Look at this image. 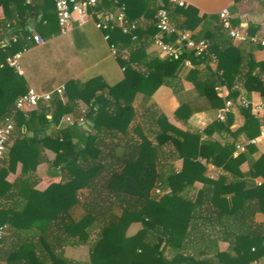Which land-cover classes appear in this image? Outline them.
<instances>
[{
    "label": "trees",
    "instance_id": "trees-1",
    "mask_svg": "<svg viewBox=\"0 0 264 264\" xmlns=\"http://www.w3.org/2000/svg\"><path fill=\"white\" fill-rule=\"evenodd\" d=\"M55 1L33 0L31 4H26L25 0H0L3 12L0 18V61L29 48L32 44L27 39L30 22L42 26L46 20L52 21L53 15L57 20ZM132 1L137 0H120L127 5L128 17L133 20L135 15L131 12ZM109 6L112 7L110 3L104 5L107 9ZM10 34L17 37L16 42L1 47V42ZM119 35L132 39V35H124L116 29L111 33L113 43H119ZM220 38L223 40L222 48L215 53L217 71L224 85L232 89L237 86V75H241L242 50L232 44L228 35L223 33ZM185 59L200 65L207 63L209 57L200 58L185 52L178 60L155 58L143 63L146 70L140 72L133 67L141 61L137 60L133 52L128 63L122 62L126 65L125 79L109 88V98L95 96L93 102L87 100L86 96L88 90L96 93L97 89L93 88L95 81L84 85L76 82L69 84L77 88L78 98L87 103L85 117L94 122L98 133L114 131L126 138L124 144L119 140L108 153L100 150L94 137L90 138L83 149L77 151L71 139L77 123L60 131L55 138L50 135L40 137L48 127L58 125L64 114L72 113L74 118L81 115V109L72 103L71 96V101L66 103L54 96L50 102L40 103L27 116L22 112L14 114L16 126L10 140L16 132V146L46 147L51 142L55 143L60 161L65 162L69 171V181L53 185L46 193L53 195L43 202L37 217L38 224L35 227L40 232L39 241L23 243L17 249L4 251L7 264H77L57 252L55 243L59 241L61 233L67 234L70 244L90 245L86 264H209L205 258L184 255L181 251L185 244L197 240L189 228H192V232L199 230V221H206L208 225L221 224L225 228V239L233 245L234 256L215 252L214 258L218 264H252L264 258V227L254 222L256 214L264 213V153L255 156L258 153L257 147L250 144L244 152L234 156L242 136L253 140L261 135L264 114H254L250 108L239 109L245 123L237 131L231 130L234 116L230 114L224 122L214 121L205 129V140H201L199 133L184 132L171 126L164 117L158 119L160 132L155 137L156 145L143 136L140 141L127 138L129 125L134 120L133 102L137 94L142 93L150 99L164 84L173 88L172 82L176 80ZM248 65L249 69L242 82L246 97L252 92L264 96V84L253 74L256 68L264 70V63L251 61ZM16 82L21 84L19 94L16 93ZM196 86L202 89L199 96L205 100L208 111H217L223 106L224 102L215 88L200 83H196ZM99 88L104 89V84ZM173 90L176 93L178 91L175 86ZM26 92L18 72L5 67L0 74V122L13 113L15 101ZM240 94V90L235 89L229 97L237 99ZM111 106L114 109L110 111ZM191 113V109L182 104L175 115L177 119L186 120ZM24 126L39 135L20 139ZM215 133L233 140H216L213 138ZM167 143L175 147L177 156L183 160L182 170L178 173L172 164L162 166V170L158 169L160 149ZM61 151L64 154H60ZM200 160L234 172L235 177L228 184L225 183L224 173L216 179H210L206 176V165ZM243 164L248 165L246 173L240 170ZM197 181L204 184L197 200H184V191ZM82 188L90 192L85 202L87 210L82 219L75 221L69 210L78 200L76 197L73 200L70 197L67 199L65 194L71 191V195L75 196ZM156 189H160L162 194H155ZM102 201L109 204L107 212L102 210ZM204 211L207 214L201 219L200 215ZM134 223H140L141 228L134 235H129L128 229ZM0 224L3 222L0 221ZM234 227L237 229L231 230ZM169 251L170 256L167 255Z\"/></svg>",
    "mask_w": 264,
    "mask_h": 264
},
{
    "label": "crops",
    "instance_id": "crops-1",
    "mask_svg": "<svg viewBox=\"0 0 264 264\" xmlns=\"http://www.w3.org/2000/svg\"><path fill=\"white\" fill-rule=\"evenodd\" d=\"M183 1L187 4L186 8H170V17L173 24L180 30L189 31L194 39L207 41L209 51L214 57H216L215 53L222 48L223 40L220 35L223 33L227 35V32L222 29L218 17L219 12L224 8L229 9L234 26L250 35L264 36V0ZM130 5L131 12L135 15L133 20L139 22V33L136 40L129 39L127 36H118L119 43L115 44H117L120 51L119 58H115L110 54L109 45L104 40L103 32L95 26L96 17L90 19L82 27H74L67 36L60 35L59 26L54 15L51 18L52 21L49 20L48 22L46 20L42 26H36L34 22H30L29 29L38 33L45 40V43L43 45L31 44L23 53L21 60L22 72L18 73V76L23 80L25 88L27 90L33 88L38 93H47L60 86H65L64 95L55 97L61 98L66 103L71 101V96V98L73 97L72 103L77 104L79 109H86L87 103L78 98L77 88L70 87V83L76 82L84 85L90 81H95L93 88L97 91L93 94V90H88L87 100L90 99V102H93L95 96L101 95L107 99L109 98V88L120 84L125 79L126 65H123L122 62L128 63L133 52L137 60H141L140 63H135L133 67L140 72L146 70L142 65L143 63L155 58H164L153 43L157 35L155 29V0H137L136 2L132 1ZM109 9L112 8L109 6ZM190 11L191 13L187 15ZM50 12H52L51 8ZM2 17L3 12L0 9V18ZM230 41L235 47L242 50L243 64L240 69L241 75H237V86L230 89L224 85L217 71L218 62L212 63L210 56H208L207 63H201L200 65H194L190 59H186L176 80L172 82L173 88L175 86L178 90L177 93L172 86L164 84L151 95L150 99H147L142 93L137 94L133 102L134 120L129 125L127 138L140 141L141 136H143L152 141L153 145H156L155 137L160 132L158 119L164 117L171 126L184 132L199 133L201 140H205L207 136L204 131L210 124L202 126L201 122L205 116L215 117L216 110L208 111L206 109L205 100L199 96L202 89H198L196 83L215 88L223 102L226 98H229L230 92L235 89L240 90V95L246 96V90L242 82L243 76L249 69L248 63L251 61L264 63V49L255 45L235 43L231 39ZM192 71L195 73L192 74ZM253 74L259 77L264 84V70L256 68ZM102 84H104V89L99 88ZM20 86L21 84L16 82V93L18 94ZM248 99L255 106L263 107L260 112H253L254 114H264L263 95L259 92H252L249 94ZM182 104L187 105L192 111L186 120L177 119L175 115L176 110ZM113 109L114 106H111L110 111ZM30 111L23 113L24 116H27ZM232 114L234 122L231 130L237 131L245 123V119L239 109H236ZM69 116L74 117L72 113L64 114L58 125L48 127L45 134H41L40 137L50 135L55 138L60 131L70 126L73 127V124L70 125L66 121ZM48 118H51V116L48 115ZM37 134L39 135L34 131H28L24 126L19 138H33ZM91 137H94V141L104 153H108L119 140V142H123L121 144L126 141L121 133L114 131L98 133L94 122L85 117L84 122L77 123L74 126L71 135L72 143L79 151L85 147ZM213 138L222 142L233 140L231 137L227 138L226 135L222 138L218 133H215ZM17 139L18 136L15 132L3 157L0 158V221L3 222L1 225L6 228V235L0 245V264H7L4 251L17 249L23 243H37L39 241L40 232L35 227L38 224L37 217L41 212L43 202L53 195L52 193L46 195V193L53 185L64 184L69 181V171L65 167V162L60 161L61 157L58 156L55 143L51 142L46 147L42 145L22 146L19 144L16 146ZM253 140H255V143L251 145L256 146L258 150L255 156H259L264 153V129H262L261 135ZM249 141L242 136L237 144L248 146ZM166 149L168 151L171 149L172 162L165 158L164 151ZM60 154L64 153L61 151ZM177 155L178 152L172 144L162 145L159 152L160 165L158 169L162 170V166L172 164L175 171L180 172L183 167V160ZM200 162L206 165V176L210 179H216L224 173L225 183L228 184L235 177L234 172L226 171L210 163L206 164L203 160H200ZM74 169H77V167H74ZM248 169L247 164H243L240 168L242 173H246ZM203 188L204 184L197 181L192 187L184 191V200L195 202ZM89 193V190L82 188L76 192L75 196L71 195V191L65 194V197L68 196L67 199L70 197L73 200L76 197L78 200V203L69 210L73 220L78 221L85 216V202L90 195ZM206 214L205 211L202 212L201 219L205 218ZM254 222L264 227V213L256 214ZM198 226L199 230L195 229L193 232L192 228H189V232L194 238L197 237V240L187 243L181 248L184 255L200 256L207 259L209 264H218L214 258L217 251L230 256L235 255L233 245L225 239V228L221 224L208 225L206 221H199ZM140 228V223H134L128 229V234L134 235ZM236 229L235 227L231 228V230ZM59 236V241L55 243L57 252L62 253L66 259L78 264L77 251L80 248L83 252L84 244H70L65 233L63 235L61 233ZM70 252L76 254V260L70 258ZM172 253L174 254L173 249ZM167 255L170 256V251L167 252ZM252 264H264V258H260Z\"/></svg>",
    "mask_w": 264,
    "mask_h": 264
},
{
    "label": "built area",
    "instance_id": "built-area-1",
    "mask_svg": "<svg viewBox=\"0 0 264 264\" xmlns=\"http://www.w3.org/2000/svg\"><path fill=\"white\" fill-rule=\"evenodd\" d=\"M263 1V0H260ZM33 0H25L26 4H31ZM111 4L112 9L108 10L104 7L106 4ZM155 28L157 35L154 38V45L159 50L164 58L178 60L183 53L189 52L196 57L210 56L212 63H216L217 59L211 55L209 51V43L205 40H196L192 34L186 30L178 29L172 22L170 17V8H186L187 4L183 0H155ZM56 17L59 26V33L62 36L70 34L74 27H82L89 22L90 19L96 17L95 26L103 32L104 40L108 43L110 54L115 57H120V51L117 44L112 42L111 33L118 29L124 35H132V39H137V30L139 22L132 20L127 14V5L120 0H56ZM220 25L227 32L228 37L235 43H243L258 46L264 49V36L250 35L246 31L232 24V15L228 8L222 9L219 14ZM169 38H166V37ZM27 39L35 45H43L45 40L35 31L30 30ZM15 35H9L4 42H1V47H5L10 42H16ZM26 51L17 52L9 55L5 61H0V74L5 67L12 68L18 73L22 72L21 60L23 53ZM186 59L183 64H185ZM188 64V62H186ZM125 70V69H124ZM65 93V86H60L55 90L47 93H38L33 88H29L27 92L20 96L14 105V110L11 115H7L0 123V158L3 157L8 141L16 126L14 114L16 112L26 113L29 110L36 109L40 103H48L54 96L62 97ZM248 109L252 112H260L263 107L255 106L245 95H239L237 99L226 98L221 108L216 111L215 117L205 116L201 122L202 126L211 124L214 121L224 122L227 117L236 109ZM86 109H81V115L77 118L67 117L68 124L82 123L85 120ZM255 143V140H250L249 144ZM245 145L237 144L234 156L246 150ZM260 185V182H258ZM155 194H162L160 189L155 190ZM6 235L5 226L0 224V245Z\"/></svg>",
    "mask_w": 264,
    "mask_h": 264
},
{
    "label": "rangeland",
    "instance_id": "rangeland-1",
    "mask_svg": "<svg viewBox=\"0 0 264 264\" xmlns=\"http://www.w3.org/2000/svg\"><path fill=\"white\" fill-rule=\"evenodd\" d=\"M164 155H165V158L166 160L168 161H171L172 162V153H171V149L168 151L167 149L164 151ZM104 200V199H103ZM101 203V207H102V210L103 212H107L109 210V204L108 202H100ZM86 206H85V212H86ZM102 212V213H103ZM89 247L90 245H84V249H83V252L81 251V249L79 248V250L77 251V257H78V264H86L87 261H88V250H89ZM69 256L70 258H72V260H76L75 257H76V254L75 253H72L70 252L69 253Z\"/></svg>",
    "mask_w": 264,
    "mask_h": 264
}]
</instances>
